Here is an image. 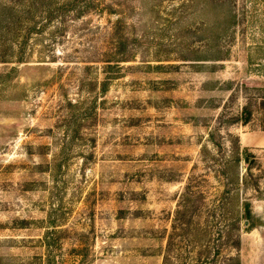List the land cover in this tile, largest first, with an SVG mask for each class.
<instances>
[{"label": "rangeland", "instance_id": "374dc122", "mask_svg": "<svg viewBox=\"0 0 264 264\" xmlns=\"http://www.w3.org/2000/svg\"><path fill=\"white\" fill-rule=\"evenodd\" d=\"M106 3L0 62V264H264V0Z\"/></svg>", "mask_w": 264, "mask_h": 264}, {"label": "trees", "instance_id": "16d2710c", "mask_svg": "<svg viewBox=\"0 0 264 264\" xmlns=\"http://www.w3.org/2000/svg\"><path fill=\"white\" fill-rule=\"evenodd\" d=\"M106 1L0 0V62H11L13 59H17L19 63L27 62L29 57L26 56V52L29 49V41L33 39L40 40L48 53L55 50L56 48L52 47L63 41L68 36V31L86 14L90 12L100 14L109 10ZM55 53L48 55L46 59L55 58ZM119 58L109 57L105 61L109 64L123 61ZM188 197L189 194L186 195L187 200ZM242 207L245 218H249L250 203L245 201ZM239 218L238 216V221Z\"/></svg>", "mask_w": 264, "mask_h": 264}]
</instances>
